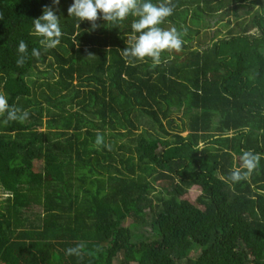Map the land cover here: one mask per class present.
Wrapping results in <instances>:
<instances>
[{"label": "trees", "instance_id": "1", "mask_svg": "<svg viewBox=\"0 0 264 264\" xmlns=\"http://www.w3.org/2000/svg\"><path fill=\"white\" fill-rule=\"evenodd\" d=\"M72 3L0 0V93L29 113L0 115V264H264V0H170L184 43L159 64L123 55L136 17L93 29ZM245 151L260 164L233 182Z\"/></svg>", "mask_w": 264, "mask_h": 264}, {"label": "clouds", "instance_id": "2", "mask_svg": "<svg viewBox=\"0 0 264 264\" xmlns=\"http://www.w3.org/2000/svg\"><path fill=\"white\" fill-rule=\"evenodd\" d=\"M52 4L58 9L60 0H52ZM174 6L168 3L153 4L151 0H73L68 8L69 16H75L78 20L87 21L92 24L93 29L97 27V21L103 19L108 23H116L127 19L129 16L136 17L131 23L134 41L131 46L123 50L126 59L136 58L144 60L151 58L154 64H159L161 55L168 50L179 51L183 40L180 33L172 28L166 30L160 27L164 20L173 14ZM35 34L41 39L42 47L52 49L58 46L63 35L60 26V17L53 7L46 6L43 14L33 21ZM80 27V25H78ZM28 45L25 41L19 42L18 51L21 54L17 60L18 66H23L27 57ZM32 55L39 57L40 51L32 49ZM7 115L9 121L24 122L28 119L27 110H22L14 105H9L8 98L0 93V115ZM98 145L103 143V137L96 138ZM261 154L245 151L240 157L239 167L230 172L233 182L246 181L252 172L259 166ZM84 245L77 244L74 248L66 250L68 255L80 256Z\"/></svg>", "mask_w": 264, "mask_h": 264}, {"label": "rangeland", "instance_id": "3", "mask_svg": "<svg viewBox=\"0 0 264 264\" xmlns=\"http://www.w3.org/2000/svg\"><path fill=\"white\" fill-rule=\"evenodd\" d=\"M221 26H222V24L217 25V28H220ZM211 31L213 32V30H208V31H207L208 35L211 34ZM223 32L225 33V30H224ZM174 116H175L176 121L179 122L180 117L182 116V114L179 113V114H176V115H174ZM217 124H218V120L215 119V125H217ZM187 134H188V132L184 133L183 135H184V136H187ZM36 165H37V166H36V167H37V170H38V169L40 170V169H41V162H40V161H37V162H36ZM198 195H200V189L197 188V187H195V188H193L192 190L189 191V193L185 196V198H186L187 200H189L190 202L195 203L196 198L198 197ZM6 197H7V196H6V195L0 190V200L4 199V198H6ZM130 223H131V220H126V221L124 222V225H125V226H129Z\"/></svg>", "mask_w": 264, "mask_h": 264}]
</instances>
